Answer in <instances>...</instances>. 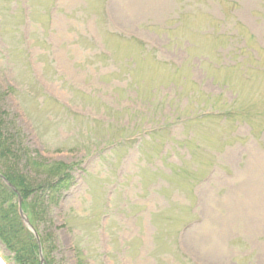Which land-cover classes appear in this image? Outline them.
Segmentation results:
<instances>
[{"label": "rangeland", "instance_id": "obj_1", "mask_svg": "<svg viewBox=\"0 0 264 264\" xmlns=\"http://www.w3.org/2000/svg\"><path fill=\"white\" fill-rule=\"evenodd\" d=\"M24 3L0 0V111L27 157L73 164L37 217L55 264H264V0Z\"/></svg>", "mask_w": 264, "mask_h": 264}, {"label": "trees", "instance_id": "obj_2", "mask_svg": "<svg viewBox=\"0 0 264 264\" xmlns=\"http://www.w3.org/2000/svg\"><path fill=\"white\" fill-rule=\"evenodd\" d=\"M24 2V4H27L28 0H24ZM109 3L110 0H108V4ZM120 37L119 38L130 48L129 51L131 53L135 50L136 46L139 45L142 47L143 45L142 42L136 41L134 37L126 38L122 37V35ZM108 52L111 53V50H108ZM103 54L107 55L106 53ZM109 58L113 59L112 56ZM145 59L146 56L142 57L141 60ZM128 61L131 65L134 64L131 70L138 69V63L134 58L131 57ZM198 61L199 63L188 60V63L193 66H202L203 63L209 62L210 58H199ZM159 62L167 67L171 64L168 69L172 70V63L164 61ZM181 69L182 64L175 66L174 70ZM4 113L5 112L0 111V174H3L12 182L17 188V191L7 186L0 175V241L11 253L12 259L16 264H41L40 244L45 257V264H55L53 253L57 249L56 242L51 232L40 231L37 217L40 218V216L45 214L46 201L48 205L52 202H56L63 194V191L69 189L74 184L75 177L72 174L73 164H66L62 161H38L33 157H27L26 152L22 150L21 147L18 146L19 144L13 139L14 128L12 127L9 131L5 126L6 117ZM170 114L171 116H169V118L172 117L173 112ZM235 114V110L218 111L213 108L203 112V116L213 115L216 117H230V115ZM181 122H185V124L188 122L189 124L191 123L190 120H180L179 123ZM175 124L176 121L167 125L168 127H166V130L168 134H171V127ZM152 132L153 131H149L147 134H151ZM22 161L25 167L30 166L31 169H34L35 173L32 171L34 176L31 174V171H22L20 168V162ZM41 173L44 174L45 180L36 182L34 179L43 175ZM115 189H117V187H115ZM20 196L22 197V208L24 212L28 215L30 221L39 232L40 244L34 234L24 224L19 214ZM178 243L179 239L177 238V244Z\"/></svg>", "mask_w": 264, "mask_h": 264}, {"label": "water", "instance_id": "obj_3", "mask_svg": "<svg viewBox=\"0 0 264 264\" xmlns=\"http://www.w3.org/2000/svg\"><path fill=\"white\" fill-rule=\"evenodd\" d=\"M4 180H5V182H6L9 186L13 187V185H12V184H11L6 178H4ZM20 203H21V199H20ZM20 213H21V215H22V217H23V219H24L25 224L29 227V229L32 230V232H34L35 236L38 238V233H37V231H36L35 228L31 225L29 219L27 218V216H26L25 214H23V211H22L21 209H20ZM41 258H42V264H44V258H43L42 255H41Z\"/></svg>", "mask_w": 264, "mask_h": 264}, {"label": "bare ground", "instance_id": "obj_4", "mask_svg": "<svg viewBox=\"0 0 264 264\" xmlns=\"http://www.w3.org/2000/svg\"><path fill=\"white\" fill-rule=\"evenodd\" d=\"M252 216H253L256 220H258V218H260V210H259L257 207H255V211H254V213L252 214Z\"/></svg>", "mask_w": 264, "mask_h": 264}]
</instances>
